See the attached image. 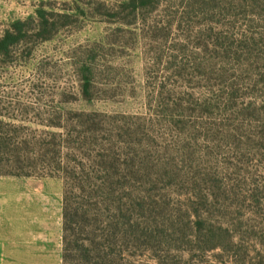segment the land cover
Here are the masks:
<instances>
[{"label": "rangeland", "instance_id": "obj_1", "mask_svg": "<svg viewBox=\"0 0 264 264\" xmlns=\"http://www.w3.org/2000/svg\"><path fill=\"white\" fill-rule=\"evenodd\" d=\"M1 180L64 264H264V0H0Z\"/></svg>", "mask_w": 264, "mask_h": 264}, {"label": "crops", "instance_id": "obj_2", "mask_svg": "<svg viewBox=\"0 0 264 264\" xmlns=\"http://www.w3.org/2000/svg\"><path fill=\"white\" fill-rule=\"evenodd\" d=\"M0 181V264H64V196L57 187L12 195Z\"/></svg>", "mask_w": 264, "mask_h": 264}, {"label": "trees", "instance_id": "obj_3", "mask_svg": "<svg viewBox=\"0 0 264 264\" xmlns=\"http://www.w3.org/2000/svg\"><path fill=\"white\" fill-rule=\"evenodd\" d=\"M69 210H68V206L66 205V201L64 203V213H63V217H64V255H63V260L65 262L66 259V252H68V249H66V240L67 237L65 234H67L69 227H68V223H69ZM138 232L141 231V225L138 224L137 229ZM142 237L143 239L139 238L138 240L135 239L133 241V244H125V248L126 250H129L130 247L135 248L136 250H141V249H145V248H149V243H148V234H145L144 231H142ZM131 252V251H130ZM118 256V264H134V258L136 256V253H128L127 255L123 252H119ZM107 262H109L108 260V256H106L105 259Z\"/></svg>", "mask_w": 264, "mask_h": 264}]
</instances>
